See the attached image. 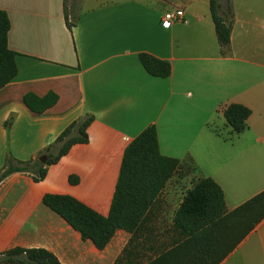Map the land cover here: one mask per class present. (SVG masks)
Segmentation results:
<instances>
[{
	"label": "crops",
	"instance_id": "obj_1",
	"mask_svg": "<svg viewBox=\"0 0 264 264\" xmlns=\"http://www.w3.org/2000/svg\"><path fill=\"white\" fill-rule=\"evenodd\" d=\"M219 2L225 13L226 0ZM63 4L0 0L18 69L0 89V172L7 155L21 161L46 155L69 124L93 116L88 142L73 144L43 180L13 172L0 182V252L41 247L62 264H113L130 232L117 228L98 249L42 197L67 194L107 215L123 152L149 125L156 127L160 152L179 160L175 174L189 180L163 188L152 213L156 227L163 201L172 204L169 226L197 178L220 185L227 210L264 190V0H229L227 46L217 40L209 0H81L71 29ZM176 8L184 10L182 20L163 26L164 13ZM141 53L169 62V76L148 74ZM49 91L58 101L42 113L23 102L28 92ZM231 103L251 111L240 133L224 117ZM219 264H264V218Z\"/></svg>",
	"mask_w": 264,
	"mask_h": 264
},
{
	"label": "trees",
	"instance_id": "obj_2",
	"mask_svg": "<svg viewBox=\"0 0 264 264\" xmlns=\"http://www.w3.org/2000/svg\"><path fill=\"white\" fill-rule=\"evenodd\" d=\"M81 0H64L66 27L71 29L78 20ZM210 14L220 45L230 42V11L221 12L219 0H209ZM10 19L0 9V89L17 75L16 52L8 47ZM146 72L156 77H167L169 62L148 53L139 55ZM58 101V94L49 91L42 96L28 92L23 96L26 107L42 113ZM227 123L235 133L247 126L251 111L239 103H231L223 111ZM92 115L69 124L46 148L45 162L38 158L21 161L7 155L0 172V182L13 172L29 174L35 182L45 178L47 167L56 163L76 143L88 142L86 129ZM57 148L55 154L52 151ZM177 158L160 152L155 125H149L126 146L120 165L112 201L107 215H101L80 200L67 194L46 193L45 205L58 213L84 240L103 249L117 228L132 234L128 245L113 264H219L264 218V190L227 210L220 185L210 177H200L187 188L176 208L172 222L162 231L152 223V213L158 198L170 178L178 171ZM71 183L78 181L69 176ZM152 223V225H151ZM132 257L136 259L132 261ZM0 263L62 264L46 248L15 247L0 252Z\"/></svg>",
	"mask_w": 264,
	"mask_h": 264
},
{
	"label": "rangeland",
	"instance_id": "obj_3",
	"mask_svg": "<svg viewBox=\"0 0 264 264\" xmlns=\"http://www.w3.org/2000/svg\"><path fill=\"white\" fill-rule=\"evenodd\" d=\"M70 3V0H68V4ZM57 152V148H55L53 151H52V153L53 154H55ZM182 172H179V174L177 173V174H175L171 179H170V181L167 183V185L166 186H188V184H189V180H187V179H184L183 178V176H182V174H181ZM162 204V203H161ZM163 207H162V215H161V218L163 219V221L160 223V224H158V226L160 227V229L162 228V227H164L165 226V223H166V221H168V217L170 216L169 215V213H170V211H171V206H172V204L170 205V204H168L167 202H166V200H164L163 201V205H162ZM151 225H152V223H151ZM153 225H156V224H153ZM136 258L135 257H132V261H134Z\"/></svg>",
	"mask_w": 264,
	"mask_h": 264
},
{
	"label": "built area",
	"instance_id": "obj_4",
	"mask_svg": "<svg viewBox=\"0 0 264 264\" xmlns=\"http://www.w3.org/2000/svg\"><path fill=\"white\" fill-rule=\"evenodd\" d=\"M183 16L184 10L182 8H176L174 10L165 12L161 18V23L163 26L168 27L173 22L182 20Z\"/></svg>",
	"mask_w": 264,
	"mask_h": 264
},
{
	"label": "water",
	"instance_id": "obj_5",
	"mask_svg": "<svg viewBox=\"0 0 264 264\" xmlns=\"http://www.w3.org/2000/svg\"><path fill=\"white\" fill-rule=\"evenodd\" d=\"M46 158H47L46 155H41V156L38 157V160L40 162H45Z\"/></svg>",
	"mask_w": 264,
	"mask_h": 264
}]
</instances>
